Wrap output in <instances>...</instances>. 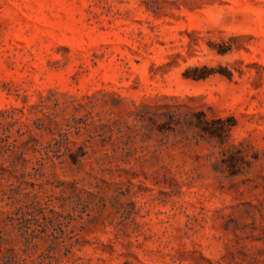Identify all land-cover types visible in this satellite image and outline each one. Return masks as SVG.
<instances>
[{
    "label": "rangeland",
    "instance_id": "1",
    "mask_svg": "<svg viewBox=\"0 0 264 264\" xmlns=\"http://www.w3.org/2000/svg\"><path fill=\"white\" fill-rule=\"evenodd\" d=\"M0 264H264V0H0Z\"/></svg>",
    "mask_w": 264,
    "mask_h": 264
},
{
    "label": "trees",
    "instance_id": "2",
    "mask_svg": "<svg viewBox=\"0 0 264 264\" xmlns=\"http://www.w3.org/2000/svg\"><path fill=\"white\" fill-rule=\"evenodd\" d=\"M197 77H200V76H197Z\"/></svg>",
    "mask_w": 264,
    "mask_h": 264
}]
</instances>
